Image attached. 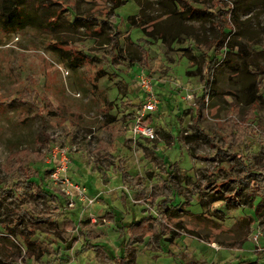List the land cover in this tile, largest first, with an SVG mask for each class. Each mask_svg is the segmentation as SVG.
Instances as JSON below:
<instances>
[{
  "label": "rangeland",
  "instance_id": "374dc122",
  "mask_svg": "<svg viewBox=\"0 0 264 264\" xmlns=\"http://www.w3.org/2000/svg\"><path fill=\"white\" fill-rule=\"evenodd\" d=\"M114 3L0 0V264H264V0Z\"/></svg>",
  "mask_w": 264,
  "mask_h": 264
},
{
  "label": "built area",
  "instance_id": "2783aa9c",
  "mask_svg": "<svg viewBox=\"0 0 264 264\" xmlns=\"http://www.w3.org/2000/svg\"><path fill=\"white\" fill-rule=\"evenodd\" d=\"M139 82L145 94V100L135 110V116L133 117L130 124V131L133 134V138L139 137L145 140H154L157 137V133L150 121V116L156 111L158 101L156 99V95L152 90L150 79L141 76L139 78ZM188 98H192V95H189ZM53 153L54 158H58V166L56 168V173L53 174V177H57V175L59 174L65 175L67 171L66 163L69 161L66 155L67 152L65 150H59L56 148L54 149ZM66 181L68 183V186L71 188V192H76L81 199L85 198L84 188L80 187L76 183H70L67 179ZM88 201L89 203H92V200Z\"/></svg>",
  "mask_w": 264,
  "mask_h": 264
},
{
  "label": "trees",
  "instance_id": "16d2710c",
  "mask_svg": "<svg viewBox=\"0 0 264 264\" xmlns=\"http://www.w3.org/2000/svg\"><path fill=\"white\" fill-rule=\"evenodd\" d=\"M121 1H123L124 2V0H115V3H114V7H118L120 4H121ZM135 1V0H134ZM139 0H136V2H138ZM203 13H204V11L202 10V9H200V8H198V9H193V10H190L189 8H188V14L186 13V18H191V19H195V20H200V21H203L205 18H203L204 16H203ZM132 18H134V16H132ZM83 20V18L82 17H77L76 18V20L75 21H77V20ZM74 21V22H75ZM72 24V26L74 25V23H71ZM129 38V37H128ZM133 43V42H132ZM218 47H219V52H218V54L221 52V50H222V42H219V41H217L216 42V44H215V49H214V53L211 55V57H216V55H215V52L217 51V49H218ZM212 59V58H211ZM255 83V81L253 80L252 82H249L248 84H249V88H251V90L253 91V96H255L254 95V89H253V87H252V85ZM199 131V130H198ZM30 182L31 183H33L35 186H34V190L35 191H37L38 192V194H42V195H44V194H46V193H48L47 192V190L46 189H44L42 186H41V184H38V183H36L35 181H34V179H31L30 180ZM52 196V195H51ZM57 196V195H56ZM57 201H58V198H57ZM51 222V221H50ZM143 233V232H142ZM141 233V234H142ZM75 240V238L73 239V241ZM243 240H245V237H243L242 239H241V241H240V243L243 241ZM121 260H119V262H120ZM11 264H16V263H11Z\"/></svg>",
  "mask_w": 264,
  "mask_h": 264
},
{
  "label": "crops",
  "instance_id": "0c3cea01",
  "mask_svg": "<svg viewBox=\"0 0 264 264\" xmlns=\"http://www.w3.org/2000/svg\"><path fill=\"white\" fill-rule=\"evenodd\" d=\"M127 37H129L130 38V36L129 35H127ZM124 84L125 85H127V83H125L124 82ZM95 85V84H94ZM128 86V85H127ZM92 93V92H91ZM135 102H136V99H134L130 104H135ZM159 104V103H158ZM137 105V104H136ZM152 123V122H151ZM145 233V232H144ZM74 242H76V238H75V240H74ZM213 242V241H212Z\"/></svg>",
  "mask_w": 264,
  "mask_h": 264
}]
</instances>
